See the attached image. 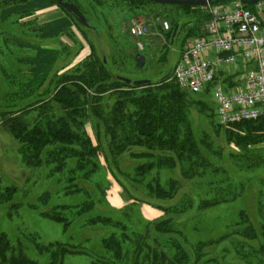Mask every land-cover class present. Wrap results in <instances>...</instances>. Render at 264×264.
<instances>
[{"label": "rangeland", "instance_id": "obj_1", "mask_svg": "<svg viewBox=\"0 0 264 264\" xmlns=\"http://www.w3.org/2000/svg\"><path fill=\"white\" fill-rule=\"evenodd\" d=\"M37 1L39 0H27L1 11L0 73H5L6 77L10 76L12 80H14L12 76H16V82L23 81L27 87L40 93L49 86L50 80L55 78V75L68 72L90 55V42L96 46L97 54L105 57L106 60L110 61L111 58L119 56L123 59L125 56L117 72L132 82L148 80L152 84L150 88L153 90L152 99L141 101L139 104L150 106L155 115L159 110L163 113L170 112V115L178 119L180 133H184L188 125L195 146L208 155L210 161L221 171L215 178L210 176L188 178L182 174V166L178 165V162L175 163L176 167H172L170 163L161 161L160 169L155 167L141 177L138 175V168L150 162L157 163L156 155L163 154L161 148L150 149L153 151V156H146L147 154L141 155L148 153L146 146L134 147L131 151L126 150L114 155L116 157L113 159L110 154L107 156L104 131L96 126L93 119H90L91 126L88 124L87 134L95 146L101 147L100 166L92 180L79 184L88 192L90 196L88 199H93L96 205L90 214L84 216L85 218H75V220L72 214L66 213L72 223L65 230L62 224L45 218L42 213L51 211L57 205L79 204L87 200V196L65 195L64 188L69 176L67 172L51 176L48 168L32 169L25 166L17 141L0 122V188L4 190L6 187H16L18 191L14 203L19 205L18 210H11L9 204L0 205V235L7 234L13 246L18 243L23 244L27 256L37 264H48L51 260L50 254L40 253L31 243V236L36 237L37 242L42 245L58 241L73 246L74 248L71 249L76 251L67 255L62 264H90L95 257L105 254L103 240L113 231L116 233L120 231L113 230L109 226L85 225L86 219L98 214L121 221L129 232L143 234L149 231V225L166 215V211L160 209L158 204L163 207L179 205L188 196L193 197L196 201L195 208L176 219L182 224L181 229L188 240V245L219 239L230 231L229 225L239 220L241 211L246 212L255 227H259L264 222V217L260 218L258 215L260 191H262L260 202L264 204V189L259 182L264 179V138L260 143L244 141L241 139L246 136V132L240 128L233 126L224 128L217 125L216 107L208 92L191 94L177 88L179 97L172 93L176 88L173 69L180 59V52L185 42L193 36L187 35V31L194 23L192 16L170 6L144 5L134 11L122 1L66 0L68 5H73L75 2L82 7L87 24L76 19L75 8L72 10L67 8L65 12L56 4L72 25L69 28L55 30V33L47 38L46 27L31 18L36 6L38 7ZM201 11L206 10L201 8ZM134 19L142 20L149 29L145 37V50L142 52L147 57L144 68H138L133 58L139 54L136 39L129 32V26ZM164 21L169 22L170 26L175 21L180 23L178 28L180 31L177 32L173 42L172 38L166 37L165 32L161 31ZM187 22H191L190 26ZM8 33L12 37L11 42L7 38ZM3 73L0 76L2 84H10L11 79H7V83L3 79ZM13 86L17 87L16 84ZM49 89L53 91L54 83ZM147 89L139 87L134 91L129 89V92L133 93L134 100L139 101L142 100L141 96L146 94L144 91ZM116 91L115 89L105 95L102 105L106 107L108 103L107 109H110L117 100V95H113ZM31 99H36V94ZM52 105L53 112L58 114L56 110L58 106L54 103ZM132 108L134 107L131 105L130 109ZM38 115L39 112L33 110L28 115L29 122H33ZM198 159L194 157L191 162H196L195 160ZM155 178H158L160 184L166 188L172 179L179 182L180 189L174 199L159 201L150 196L148 186ZM221 178H228L230 181L219 183L215 188L214 185L209 184L210 181ZM96 181L100 182L101 192L95 189ZM237 184L245 186V191L238 200L205 211L197 209L201 199L223 197L230 191L232 194V189ZM46 192L51 194V198L43 204L39 198ZM147 235L149 239L154 238V231L151 230V234ZM246 242H248L246 239L237 235L233 240L230 239L207 250L208 258H215L218 264H253L258 258L264 259V253L255 255V251L260 248L256 242L252 244L256 249L254 254H246L241 246H246ZM246 255L252 258L251 263L246 262L250 260Z\"/></svg>", "mask_w": 264, "mask_h": 264}, {"label": "trees", "instance_id": "obj_2", "mask_svg": "<svg viewBox=\"0 0 264 264\" xmlns=\"http://www.w3.org/2000/svg\"><path fill=\"white\" fill-rule=\"evenodd\" d=\"M26 1L0 0V13L8 6ZM51 1L58 4L66 12V7L57 0ZM234 1L237 0H214L212 6L229 4ZM124 3L129 5L130 8L132 7L134 11L141 9L144 5L170 6L184 11L192 16L191 18L194 20L192 26H190L191 22H187V25L190 26L187 35L190 37L193 35L192 38L205 35L204 26L210 19L209 12L201 11V6L163 5L137 0L125 1ZM73 6L76 19L86 25V15L83 14L82 7L75 2ZM247 7L254 11L255 5H248ZM179 25L180 23L175 21L168 32H165L163 27L161 31L165 32L166 37L172 38L175 28H179ZM179 31L180 29H178ZM8 32L10 33V31ZM9 33L7 38L11 42L12 37ZM188 36L187 38H189ZM90 47L91 52L88 57L68 72L57 74L58 76L55 75V78L53 77L50 80L49 86L43 92H35L27 87L23 81L16 82V76H12L14 77V80H12L10 76L6 77L3 72V79L7 83V79H11L12 82L2 84L3 81L0 79V122L4 129L17 141L19 153L25 166L32 169L48 168L51 176L62 175L67 172L69 176L67 185L64 188L65 195L82 194V196H87V200L79 204L57 205L51 211L42 213L45 218L62 224L65 230L72 223L66 213L72 214L74 219L83 218L90 214L96 205L93 199H88L90 198L88 192L79 184L80 182L92 180L98 173L100 166L99 151L101 147L95 146L87 134L88 124L91 126L90 119H93L96 126L104 131L103 136L106 137L108 149L107 156L110 154L113 159L116 157L114 155L121 154L126 150L131 151L134 147L146 146L148 153L141 154H147L146 156H153V151L150 149L161 148L163 154L156 155L157 163L150 162L138 168V175L141 177L151 172L153 168H159L161 161L170 163L172 167H176L177 164L175 163L178 162V165L182 166V174L188 178H204L205 176L215 178L221 171L210 161L208 155L202 153L195 146L188 125H186L185 132H182L183 135H181L182 133L178 129L177 117L170 115V112L163 113L160 110L155 115L150 106L139 104L141 101L152 99L151 83L141 86L148 88L144 91L146 94L141 96L142 100H134L135 97H133V93L129 92V89L134 91L139 87L128 85L119 79L123 76L118 73V68L121 67L125 56L123 59L120 56L113 57L109 61L97 54L96 46L91 42ZM2 73H0V76ZM173 80L176 88L173 89L174 92L172 93H174V96L179 97L178 89L180 87L175 79ZM53 83L54 89L50 91V85ZM13 84H16L17 87ZM15 88H18V90H15ZM115 89L117 91L113 95H117V100L114 101L110 109H107L108 103H106V107L102 105L105 95ZM35 94L36 99H31ZM53 103L58 106L56 109L58 114L53 112ZM131 105L134 108L130 109ZM33 110H37L39 115L33 122H29L28 115ZM233 127L246 132V136L242 137L241 140L254 141V143L263 141L264 118L235 124ZM194 157L199 159L195 160L196 162H191ZM228 180V178L209 180V184L214 185L213 188H215L217 184L227 183ZM259 182L262 189H264V179ZM94 184L95 189L101 192L100 182L96 181ZM166 186L168 188L162 186L158 178H155L148 186L150 196L159 201L174 199L180 189L179 182L172 179ZM235 189L237 190L235 191ZM244 189V184H237L232 189V194L231 191L229 192L231 195L201 199L198 202L197 209L205 211L222 204L234 202L242 197ZM17 191V188L13 186L6 187L4 190L0 188V205L9 204L11 210H18L19 205L14 203ZM233 191L235 192L233 193ZM258 194L261 196L262 191ZM260 196H258V215L263 218L264 204L260 202ZM50 198L51 194L46 192L39 198V201L46 204ZM195 205V199L189 196L181 201L179 205L163 207L158 204L160 209L166 211V215L149 225V231H145L143 234L134 231L129 232L124 223L114 220L110 216L98 214L89 217L84 221L85 225L92 227L109 226L113 230H120L118 233L113 231L109 237L103 240L102 245L105 254L95 257L90 264H218L215 258H208L209 253L207 250L228 242L230 239L233 240L237 235L248 241L245 243L246 246L241 245L246 254H254L256 249L252 244L255 242L260 247L255 251V255L264 253V222L259 227H255L251 224L245 211L239 213V220L229 225L230 231L219 239L188 245V240L181 229L182 224L176 219L193 210ZM151 230L154 231V238L149 239L147 234H151ZM35 238L31 236L30 241L36 249L40 253L50 254L51 260L48 264H62L67 255L76 251L71 249L74 248L73 246L58 241L42 245ZM25 252L23 244L18 243L13 246L7 234L2 233L0 235V264H37ZM246 262L251 263L252 258ZM256 263L264 264V259L258 258L253 264Z\"/></svg>", "mask_w": 264, "mask_h": 264}, {"label": "built area", "instance_id": "obj_3", "mask_svg": "<svg viewBox=\"0 0 264 264\" xmlns=\"http://www.w3.org/2000/svg\"><path fill=\"white\" fill-rule=\"evenodd\" d=\"M202 8L210 14L205 35L185 42L173 78L191 94H210L221 127L264 118V0L255 4L254 11L239 0ZM162 27L165 32L171 28L167 21ZM129 32L138 51L144 52L148 25L134 19ZM231 66L239 71L221 80L222 69Z\"/></svg>", "mask_w": 264, "mask_h": 264}, {"label": "crops", "instance_id": "obj_4", "mask_svg": "<svg viewBox=\"0 0 264 264\" xmlns=\"http://www.w3.org/2000/svg\"><path fill=\"white\" fill-rule=\"evenodd\" d=\"M37 2L39 3L38 7L36 6L35 8L36 11H34L35 13H32L31 18L36 19L39 25L46 27L47 30L45 37L48 38L52 36L55 33V30L62 28H69L72 25L71 21L67 18L66 14L58 5L52 4L50 0H39ZM263 20H264V16H263ZM204 32H205V26H204ZM238 69H239L238 66L224 67L219 77L221 78V80H226L225 76H231L232 78V74L238 72L239 71Z\"/></svg>", "mask_w": 264, "mask_h": 264}, {"label": "water", "instance_id": "obj_5", "mask_svg": "<svg viewBox=\"0 0 264 264\" xmlns=\"http://www.w3.org/2000/svg\"><path fill=\"white\" fill-rule=\"evenodd\" d=\"M60 4H62L63 6L69 9H74L73 5H68V3L66 2V0H57ZM116 1H136V0H116ZM137 1H146V2H153V3H157V4H163V5H178V6H192V7H196V6H208L211 5L213 3L214 0H137ZM241 3H243L244 5L248 6V5H254L256 3H258L260 0H239ZM178 32V27L175 28L174 33H173V37L172 39L174 40L176 35ZM172 40V41H173ZM135 61H136V65L138 68H144L146 63H147V57L145 54L139 53L135 56ZM121 81L125 82L128 85H133L136 87H141L144 85H148L151 82L148 80H144V81H135L132 82L131 80L125 78V77H120L119 78Z\"/></svg>", "mask_w": 264, "mask_h": 264}]
</instances>
